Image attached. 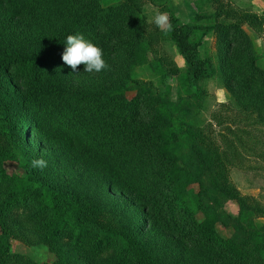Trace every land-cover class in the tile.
Listing matches in <instances>:
<instances>
[{"label":"rangeland","instance_id":"obj_1","mask_svg":"<svg viewBox=\"0 0 264 264\" xmlns=\"http://www.w3.org/2000/svg\"><path fill=\"white\" fill-rule=\"evenodd\" d=\"M174 18L193 29L196 65ZM75 34L110 68L73 72L62 54ZM34 57L45 68L23 81L0 67V148L20 158L3 164L0 203L26 166L103 212L111 249L91 253L66 232V264H264V0H0V59ZM41 157L47 167H33ZM15 219L11 252L56 262L46 231Z\"/></svg>","mask_w":264,"mask_h":264},{"label":"trees","instance_id":"obj_2","mask_svg":"<svg viewBox=\"0 0 264 264\" xmlns=\"http://www.w3.org/2000/svg\"><path fill=\"white\" fill-rule=\"evenodd\" d=\"M197 20L199 21V19ZM171 25V32L177 39L178 48L183 53L189 54L192 58H190L191 64L196 65L197 62L191 54L192 47L195 46L192 45L191 47L189 42L193 29L183 25L177 18L172 20ZM1 66L7 67L16 81L29 79L45 68L44 62L35 57L10 61L0 59ZM194 73L197 74L196 70ZM6 122L7 116L0 112V123L2 126H7ZM70 130V143L75 146L80 145L85 137L84 134L74 128ZM9 139L14 140V138ZM6 160L20 161L17 151L12 154L0 148V171L3 170V164ZM23 167L26 169L25 177L12 178L13 182L10 180L13 186L8 190L6 199L0 203V227L2 230V235H0V264H24L22 256L11 252L8 240L9 237H17V234L13 232V222L17 216H23L28 222L35 224L38 231H46L47 237L43 238V241L58 257L53 264H66L68 262L65 260V263L60 257L59 246L56 244L61 240L62 234L66 232L70 233L73 239L75 238V244L89 248L91 253L101 255L111 249L116 237L107 233L108 226L105 224L106 216L103 212L80 203L75 197L64 196L36 178L29 168ZM3 178L7 179V175H4ZM231 192L236 196L232 199L238 200V193L232 190ZM103 231L105 232L104 236L96 243L86 244L90 232L102 233ZM131 246L136 247V242L131 240Z\"/></svg>","mask_w":264,"mask_h":264},{"label":"clouds","instance_id":"obj_3","mask_svg":"<svg viewBox=\"0 0 264 264\" xmlns=\"http://www.w3.org/2000/svg\"><path fill=\"white\" fill-rule=\"evenodd\" d=\"M153 22L157 28L164 30L169 23L167 13L157 11L153 17ZM63 62L76 72L78 66H85L84 72H101L109 69L110 66L103 58V50L92 41L85 38L83 34L68 35L66 38V49L62 54ZM33 167L45 168L47 161L43 157L32 161Z\"/></svg>","mask_w":264,"mask_h":264}]
</instances>
